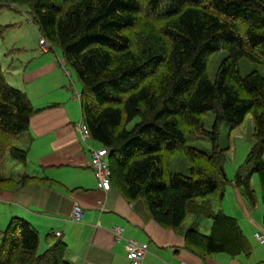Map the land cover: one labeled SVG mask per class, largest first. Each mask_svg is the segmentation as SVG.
Segmentation results:
<instances>
[{
	"label": "trees",
	"instance_id": "obj_1",
	"mask_svg": "<svg viewBox=\"0 0 264 264\" xmlns=\"http://www.w3.org/2000/svg\"><path fill=\"white\" fill-rule=\"evenodd\" d=\"M12 3L28 7L80 81L82 121L108 150L111 185L128 201L142 199L153 221L182 236L190 252L248 254L237 219L215 211L212 200L220 201L233 182L255 204L253 174L264 200V75H242L237 65L242 56L264 61V0H0V7ZM219 49L227 54L212 80L207 62ZM38 110L25 90L7 81L0 62V162L7 151L26 161L27 151L13 141ZM209 110L215 113L212 129L203 124ZM248 113L252 147L231 179L225 170L229 146H220L218 127L227 121L234 128ZM187 132L208 136L210 153L189 146ZM178 151L190 163L189 175L168 170ZM36 179L0 177V185ZM187 215L192 220L185 226ZM201 217L211 220L208 234L199 229ZM38 247L37 230L14 215L1 232L0 264H71L62 239L41 253Z\"/></svg>",
	"mask_w": 264,
	"mask_h": 264
},
{
	"label": "crops",
	"instance_id": "obj_2",
	"mask_svg": "<svg viewBox=\"0 0 264 264\" xmlns=\"http://www.w3.org/2000/svg\"><path fill=\"white\" fill-rule=\"evenodd\" d=\"M12 4L5 7L15 9ZM37 45L38 53L31 51L28 58L0 61L6 79H19L39 107L28 130L15 139L27 151L26 161L14 159L20 167L17 175L0 173L2 178L28 174L37 179L16 187L0 185V234L12 216L22 217L37 230L39 248H47L58 238L65 241L71 264H128L125 240L115 239L110 230L114 226L124 228L125 238L148 244L142 264H264V243L254 238L255 232L264 234V200L255 196L251 204L233 182L226 186H233L228 192V212L222 206L226 188L220 209L237 219L251 246L248 254L235 257L190 252L182 236L153 221L142 199L128 201L113 185L108 190L99 188L90 166V150L100 146L82 137L79 85L65 70L62 55L52 46L42 50ZM76 205L83 210L78 221L71 218Z\"/></svg>",
	"mask_w": 264,
	"mask_h": 264
},
{
	"label": "rangeland",
	"instance_id": "obj_3",
	"mask_svg": "<svg viewBox=\"0 0 264 264\" xmlns=\"http://www.w3.org/2000/svg\"><path fill=\"white\" fill-rule=\"evenodd\" d=\"M11 6L15 9L5 6L3 8L0 7V26L7 25L4 28L3 35L0 38V61L3 62V64L4 62H10L11 60L17 61L18 59L28 58L31 51H34L36 54L39 51V46L37 44L39 43V37L41 34L39 33L38 28H36L38 27L36 23L32 21L28 7L26 5H19L15 3H13ZM49 43L52 45V48L56 51V53H59V56H61L62 52L59 46L54 45L51 42ZM49 54L53 55V51H50ZM226 54L227 51L225 49H219L210 54L206 67V71L210 79L214 80L218 64L222 58L226 56ZM237 65L242 75H245L251 70H257L262 75H264V61L249 60L247 57L242 56L238 59ZM4 67L6 68V65H4ZM64 68L66 71H68L70 78L74 80L81 89L80 81L78 80L72 67L64 63ZM7 78V81L11 85L21 89L23 88V85L19 82V79H10L9 76H7ZM69 88L73 89L74 87L70 86ZM214 118L215 113L213 111L209 110L204 113L203 124L206 129H212ZM138 119V117H135L128 124V127L132 126V124ZM252 127L253 120L250 113L245 116L241 124L234 128H230V122L227 121H222L219 124V144L221 147H226L227 144L229 146V149L225 152V170L227 176L231 179L234 177L237 168L245 162L247 154L252 147ZM88 139L91 142L94 141L91 138ZM95 142L96 146H99V143L96 140ZM186 142L189 144V146L197 148L205 153H210L212 148L211 139L206 135H194L187 132ZM13 144L15 147H18L17 141L14 140ZM167 165L170 172L182 173L184 175L190 174V163L182 152L178 151L171 154ZM19 170L20 167L16 165L15 160L12 158L9 151L5 152V155L0 162V173L2 175L12 176L15 174V172L17 175ZM251 184L255 190V196H257V200L260 198V201L263 202L261 200L260 183L257 174H253L251 178ZM231 187L233 188V186L226 187L227 193L224 201H222V206H225V210H228L226 207H228L230 204L228 192L232 190ZM219 203L220 201L216 199L212 200V206L215 211L221 210ZM191 220V215H187L184 225L187 226ZM199 223L200 231L204 234H208L210 231L211 220L201 217L199 219ZM43 250L44 249L38 247L39 253H41Z\"/></svg>",
	"mask_w": 264,
	"mask_h": 264
},
{
	"label": "built area",
	"instance_id": "obj_4",
	"mask_svg": "<svg viewBox=\"0 0 264 264\" xmlns=\"http://www.w3.org/2000/svg\"><path fill=\"white\" fill-rule=\"evenodd\" d=\"M40 48L42 50H48L50 47V43L48 40L41 35L39 38ZM80 131L82 137L85 139L90 138V132L88 126L84 121L80 123ZM90 166L93 170L94 176L97 180V186L102 188L103 190H108L111 186L110 183V169L108 166L107 156L108 150L104 146H100L98 148H92L90 150ZM83 216V210L78 205L73 207L72 216L73 220H80ZM115 239L125 240V253L126 258L128 260V264H142L143 258L148 251V244L147 243H139L133 239H128L124 237V228L121 226H114L111 229ZM254 238L259 243H264V234L261 232H255Z\"/></svg>",
	"mask_w": 264,
	"mask_h": 264
}]
</instances>
